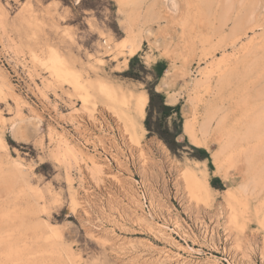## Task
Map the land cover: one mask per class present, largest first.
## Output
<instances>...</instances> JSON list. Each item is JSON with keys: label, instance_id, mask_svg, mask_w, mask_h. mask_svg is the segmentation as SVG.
Segmentation results:
<instances>
[{"label": "rangeland", "instance_id": "374dc122", "mask_svg": "<svg viewBox=\"0 0 264 264\" xmlns=\"http://www.w3.org/2000/svg\"><path fill=\"white\" fill-rule=\"evenodd\" d=\"M175 1L0 0V264H264V188L184 129L243 46L264 83V0L234 47L224 0Z\"/></svg>", "mask_w": 264, "mask_h": 264}, {"label": "bare ground", "instance_id": "6f19581e", "mask_svg": "<svg viewBox=\"0 0 264 264\" xmlns=\"http://www.w3.org/2000/svg\"><path fill=\"white\" fill-rule=\"evenodd\" d=\"M129 1L137 2V0ZM201 1L207 15L211 14L215 0ZM234 3L232 0H224L220 15L217 17V22H219L217 33H222L219 37L220 47L227 45L234 47L242 39L251 21L250 16L243 18L234 14ZM169 4L172 10L176 9L175 0H170ZM227 25H231L229 29H226ZM240 50L241 53L238 56L233 59L227 56L223 62L216 64L205 75L204 82L207 84L210 96L202 105L200 118L196 120L195 117L186 121L184 129L195 143H201L212 131L220 134L218 149L215 153L218 165L222 166L227 161L236 158L242 160L244 167L242 168L243 177L238 186L239 191L242 194L257 196L264 188V83L256 85L253 90L250 89L251 84H256L260 80L258 77L261 72L260 65L247 60L253 46L250 48L243 46ZM0 147H4L1 137ZM1 173L0 186L8 188L18 182L11 171Z\"/></svg>", "mask_w": 264, "mask_h": 264}, {"label": "trees", "instance_id": "16d2710c", "mask_svg": "<svg viewBox=\"0 0 264 264\" xmlns=\"http://www.w3.org/2000/svg\"><path fill=\"white\" fill-rule=\"evenodd\" d=\"M153 94H155V93H152L151 95H150V97H149V99L151 100L152 99V97L154 96Z\"/></svg>", "mask_w": 264, "mask_h": 264}, {"label": "crops", "instance_id": "0c3cea01", "mask_svg": "<svg viewBox=\"0 0 264 264\" xmlns=\"http://www.w3.org/2000/svg\"><path fill=\"white\" fill-rule=\"evenodd\" d=\"M3 247V246H2ZM4 248V247H3ZM5 259L3 258V261H4Z\"/></svg>", "mask_w": 264, "mask_h": 264}, {"label": "built area", "instance_id": "2783aa9c", "mask_svg": "<svg viewBox=\"0 0 264 264\" xmlns=\"http://www.w3.org/2000/svg\"><path fill=\"white\" fill-rule=\"evenodd\" d=\"M104 43H105V41H104Z\"/></svg>", "mask_w": 264, "mask_h": 264}]
</instances>
